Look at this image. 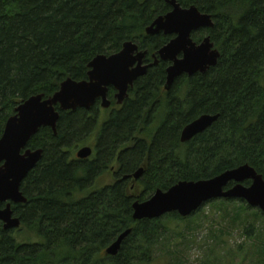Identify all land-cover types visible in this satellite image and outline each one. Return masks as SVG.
Here are the masks:
<instances>
[{
	"label": "trees",
	"instance_id": "1",
	"mask_svg": "<svg viewBox=\"0 0 264 264\" xmlns=\"http://www.w3.org/2000/svg\"><path fill=\"white\" fill-rule=\"evenodd\" d=\"M176 2L211 16L213 28L192 34V40L198 44L209 37L220 58L205 74L175 80L169 92L164 84L170 64H153L173 36L145 33L156 18L171 11L165 0L0 2V138L19 104L38 95L52 97L67 79L87 81L88 65L98 55L117 54L132 42L145 52L143 63L150 66L121 106L116 105L115 90L108 88L110 112L96 135L99 100L89 110L62 112L56 107V135L41 128L29 141L27 149L41 150V159L20 185L27 202L12 204L11 210L41 241L17 242L15 230L5 231L0 223V264L151 263L169 224L191 219L172 213L134 221L135 202L179 182L210 180L244 165L264 179V0ZM161 108V123L149 133L147 127ZM202 115L219 117L182 144V129ZM89 139L94 140L95 155L77 159L75 148ZM140 168L143 175L134 185L123 179ZM111 169L112 185L73 200L74 193L90 188ZM216 203L221 211L225 205L239 207L235 213L225 211L227 219L230 224L240 221L245 232L255 235L246 254L256 258L252 264H264V226L255 225L264 223V215L243 201L207 204ZM243 209L241 219L237 212ZM129 229L118 254L106 256V248ZM252 235L246 239L253 240Z\"/></svg>",
	"mask_w": 264,
	"mask_h": 264
},
{
	"label": "water",
	"instance_id": "2",
	"mask_svg": "<svg viewBox=\"0 0 264 264\" xmlns=\"http://www.w3.org/2000/svg\"><path fill=\"white\" fill-rule=\"evenodd\" d=\"M2 0H0L1 2ZM171 11L156 18L145 30L147 36L162 33L173 36V39L158 51V61L168 62L164 90L169 92L175 80L183 75L192 77L205 74L216 66L220 53L214 48L209 37L200 43L192 40V34L213 28L210 15L201 13L195 6L182 8L176 0H165ZM145 52L140 51L137 44L126 42L119 53L111 56L98 55L88 65L87 81L76 82L71 79L61 83L59 90L50 98L43 95L29 98L19 104L14 115L8 118L0 138V223L5 231L16 230L21 222L13 216L11 205L25 204L26 198L20 191V185L28 173L34 169L41 159L42 151L27 149L29 141L41 128H49L56 135V124L59 114L76 109L89 110L97 100L101 109H109L107 99L108 88L116 92L115 101L121 106L128 98V90L136 80L143 77L148 68L143 63ZM218 115H202L187 126L180 134V142L186 144L195 136L210 128ZM93 154L89 147L77 150L75 156L79 160H87ZM140 168L131 176L134 185L143 175ZM245 182H250L245 186ZM233 185L228 188V185ZM214 200L243 201L252 209L264 215V179L248 165L206 181L179 182L167 191H156L147 201L135 202L132 205L134 221L155 220L165 215L176 213L187 218L197 212L203 205ZM131 230L123 232L117 240L105 250V255L115 257L121 243Z\"/></svg>",
	"mask_w": 264,
	"mask_h": 264
},
{
	"label": "rangeland",
	"instance_id": "3",
	"mask_svg": "<svg viewBox=\"0 0 264 264\" xmlns=\"http://www.w3.org/2000/svg\"><path fill=\"white\" fill-rule=\"evenodd\" d=\"M109 112L110 108L101 109L95 135L107 119ZM163 114H165V109L161 108L156 115V119L147 127L149 131L151 130L149 133H153L160 125ZM93 145L94 140L89 139L78 145L74 153L76 154L77 150L83 147L93 149ZM93 155L95 154L93 153ZM114 180L113 172L107 170L95 180L90 188L74 193L73 200H80L93 191L112 185ZM236 201L238 202V200ZM220 205V203L215 205L205 204L200 208L197 216L195 214L192 217L185 218L191 219L190 221H172L163 240L156 247L153 261L147 264H177L174 258L179 260L180 264H252L256 258L254 257L251 260L247 257L246 250L251 249L253 241L255 243V235H252L251 232H245V228L241 226L240 221L234 224H230L228 221L225 211L228 214L235 213L239 209L234 208H239L238 206L225 205L226 207L224 206L225 208L221 211ZM237 214L240 215L241 219L244 218L246 216L245 209L242 212H237ZM232 217L234 218V216ZM255 225L257 229H261L264 223L256 221ZM13 235L20 243H38L41 241L38 236L22 226L16 229ZM248 235H252L253 240L246 239ZM213 237L216 239H213ZM239 247L241 250H239Z\"/></svg>",
	"mask_w": 264,
	"mask_h": 264
},
{
	"label": "flooded vegetation",
	"instance_id": "4",
	"mask_svg": "<svg viewBox=\"0 0 264 264\" xmlns=\"http://www.w3.org/2000/svg\"><path fill=\"white\" fill-rule=\"evenodd\" d=\"M111 171H114L113 169H111Z\"/></svg>",
	"mask_w": 264,
	"mask_h": 264
},
{
	"label": "bare ground",
	"instance_id": "5",
	"mask_svg": "<svg viewBox=\"0 0 264 264\" xmlns=\"http://www.w3.org/2000/svg\"><path fill=\"white\" fill-rule=\"evenodd\" d=\"M21 226V225H20Z\"/></svg>",
	"mask_w": 264,
	"mask_h": 264
}]
</instances>
